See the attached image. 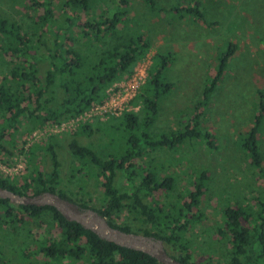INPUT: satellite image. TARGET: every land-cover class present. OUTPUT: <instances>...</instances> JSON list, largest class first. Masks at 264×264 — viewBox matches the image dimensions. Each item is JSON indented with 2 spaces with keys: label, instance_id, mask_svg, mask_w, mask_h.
<instances>
[{
  "label": "rangeland",
  "instance_id": "rangeland-1",
  "mask_svg": "<svg viewBox=\"0 0 264 264\" xmlns=\"http://www.w3.org/2000/svg\"><path fill=\"white\" fill-rule=\"evenodd\" d=\"M63 1L52 0L53 11H71L61 7ZM28 3L29 0H0V18L19 25L26 34L35 32L32 25L41 10L29 9ZM111 4L114 6L117 1L96 0L87 10L90 13L81 8L74 11H78V19L84 20L88 16L94 18L97 11H106ZM178 7H195L202 18L194 20L189 15L177 18L170 11ZM124 9L128 12L129 31L141 30L149 38L150 47L129 72L105 87L101 102L109 96L115 101L124 97L123 111H135L141 117L139 92L144 81L140 82V73L147 71L155 52L172 54L173 60L163 72L164 80L171 82L172 88L160 96L153 122L135 129V133L143 131L156 138L169 129L181 127L195 112L202 111L198 115L199 130L211 134L213 147L206 146L200 137L186 140L174 149L149 153L146 160L152 159L149 165L158 173L174 178V188L167 196L163 192L156 194L155 198L161 201L171 200L176 193L184 194V186L192 180L193 174L202 169L206 171L208 179L199 208L201 219L185 233V238L190 244L192 261L229 264L230 240L216 231L224 227L222 209L239 206L255 214L257 203L264 199V183L238 144L252 124L258 91L264 95V0H151V4L146 0H128ZM57 15L60 20L59 12ZM2 39L5 37L0 35V47L6 42ZM229 43L234 44V49L221 76L204 104L197 106ZM81 49L83 54L88 52L85 46ZM4 60H8V56L0 49V76L8 69ZM37 67L38 74L43 76V67L40 64ZM135 80L140 84L129 96V88ZM55 90L53 99L49 98L51 94H45L49 99L46 107H57L60 95ZM120 115L100 116L93 112L83 120H36L33 125L22 121L4 138L11 155L0 154V173L9 181L21 183L32 172L48 171L51 163L46 148L51 143L59 162L57 188L75 200L81 198L87 205L99 208L104 199L98 185L101 177L94 175V167L87 159L79 160L71 155L67 144L75 139L102 158L109 154L121 155L126 149L128 130ZM85 125V130L81 131L79 127ZM257 141L264 163V119ZM136 181L117 172L115 186L130 191ZM17 217L18 214L14 218ZM15 219L10 222L7 218L0 228V264H70L66 261L47 263L42 259L37 246L40 235L48 233L53 238L59 237V228L48 213L41 219L23 217L14 222ZM113 222L132 226L137 223L127 213L117 216Z\"/></svg>",
  "mask_w": 264,
  "mask_h": 264
},
{
  "label": "trees",
  "instance_id": "trees-1",
  "mask_svg": "<svg viewBox=\"0 0 264 264\" xmlns=\"http://www.w3.org/2000/svg\"><path fill=\"white\" fill-rule=\"evenodd\" d=\"M116 1L117 4H111L106 11H97L94 18L88 16L80 20L78 11L74 10L81 8L90 13L87 10L96 0H64L61 7L71 11H53L52 0H29V9L41 11L32 25L35 32L27 34L14 22L0 18V35L5 37L2 40H6L0 49L8 56V60H4L8 69L0 76V154L11 155L5 147L4 138L22 121L33 125L36 120L53 121L82 113L90 105L99 103L105 87L121 74L129 72L133 63L145 55L150 47L149 38L141 30L129 31L126 22L128 12L124 9L128 0ZM146 2L151 4V0ZM195 9L178 7L170 12L177 18L189 15L194 20H200L202 15ZM58 12L60 20H57ZM229 44L228 50L219 58L211 82L204 87L197 106L204 104L221 76L234 49V44ZM82 46L87 48V53H82ZM172 60L171 53L155 52L152 55L139 92L143 115L140 117L135 111L121 113L128 130L124 153L102 158L91 147L81 145L75 139L67 144L71 155L79 160L87 159L94 167V175L101 177L98 185L104 199L99 208L87 205L81 198L75 200L57 188L59 162L51 143L46 148L51 163L48 171L32 172L21 183L9 181L0 173V187L19 195H36L46 191L56 193L82 209L95 211L114 229L160 241L166 252L183 264H198L191 260L192 251L185 233L201 219L199 208L206 189L207 173L203 169L197 171L184 186V194L176 193L171 200L161 201L155 198L156 194L163 192L167 196L174 188V178L158 173L155 167L149 165L152 159L146 158L154 151L174 149L186 140L200 137L206 146L213 147L211 134L199 130L198 115L202 111L195 112L190 121L181 127L169 129L156 138L143 131L138 135L135 133V129L147 127L153 122L160 96L172 88V83L163 77ZM38 64L44 69L43 76L38 74ZM54 89L60 95V100L56 101L58 105L56 108L46 107L49 99L45 94H51L49 98L53 99ZM257 96V110L252 124L238 144L264 183V163L257 141L264 119V95L258 91ZM86 127L79 129L83 131ZM117 172L128 180H137L132 190L122 191L115 186ZM45 212L59 228V237L53 238L46 233L38 239L37 246L47 263L162 264L142 251L106 241L77 222L67 221L48 205L13 204L0 198V228L7 218L11 222L17 214L19 217L14 222L21 221L23 217L41 219ZM124 213L131 215L137 223L132 226L113 222L114 218ZM221 215L224 227L216 231L230 240L229 264H264V199L257 203L255 214L239 206H226Z\"/></svg>",
  "mask_w": 264,
  "mask_h": 264
},
{
  "label": "water",
  "instance_id": "water-1",
  "mask_svg": "<svg viewBox=\"0 0 264 264\" xmlns=\"http://www.w3.org/2000/svg\"><path fill=\"white\" fill-rule=\"evenodd\" d=\"M0 198L8 199L13 204L52 206L67 221H75L83 228L92 231L100 238L111 241L119 246L142 251L162 264H183L170 256L158 240L134 233H125L112 228L106 219L91 209H82L76 203L56 193L41 192L36 195H19L0 187Z\"/></svg>",
  "mask_w": 264,
  "mask_h": 264
},
{
  "label": "built area",
  "instance_id": "built-area-1",
  "mask_svg": "<svg viewBox=\"0 0 264 264\" xmlns=\"http://www.w3.org/2000/svg\"><path fill=\"white\" fill-rule=\"evenodd\" d=\"M146 72L140 73V82L143 83L145 79ZM139 81L135 80L132 86L129 88L131 96L135 90V88L139 85ZM117 97V96H116ZM126 100V98H120L118 101H115V99L111 96L108 97V99L103 100L102 102L100 101L99 103L92 104L90 107H88L85 111L82 113L74 116L67 118L66 122L70 121H78V120H83L85 116H91V114L94 112V114H98L100 116H103L104 114H109V115H117L121 114L124 112V104L123 102ZM65 122V121H64ZM67 124V123H66ZM52 133H55L54 131H51Z\"/></svg>",
  "mask_w": 264,
  "mask_h": 264
}]
</instances>
